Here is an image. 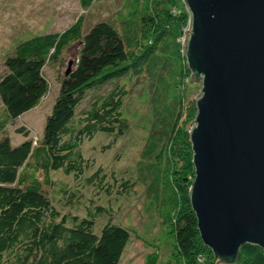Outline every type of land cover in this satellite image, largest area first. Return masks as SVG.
I'll use <instances>...</instances> for the list:
<instances>
[{
  "label": "trees",
  "instance_id": "1",
  "mask_svg": "<svg viewBox=\"0 0 264 264\" xmlns=\"http://www.w3.org/2000/svg\"><path fill=\"white\" fill-rule=\"evenodd\" d=\"M93 1L78 0L83 9ZM129 2L131 15H138L142 25L149 24L148 30L159 37L164 35L163 51L173 43L172 55L184 64L177 84L174 79L177 72L172 71L169 64L166 67L158 63L156 55L146 61L151 74H154L152 67L158 64L159 72L151 76L154 119L142 157L158 164L166 161L167 164L165 174L161 175L164 182L158 174L152 175L148 186L149 209L158 200L156 191L162 182L159 211L173 229L180 264H217L201 242L187 197L193 169L186 131L183 132L186 145L184 163L180 170L177 171L167 157L181 118L179 105L182 101L178 87L189 91L191 82L181 45L188 14L181 0H159L160 9L156 15L149 13V0ZM133 38L134 33L122 36L114 22L109 20L97 21L84 31L82 19L78 17L59 33L40 34L19 42L5 58V72L0 76L3 110L0 131L8 121H15L35 108L46 94L48 86L42 68L49 62H56L69 46H78L75 60L73 63L69 61L51 110L45 117L41 136L27 138L15 146L7 137L0 138V264L118 263L129 239L128 231L109 222L95 230L94 217L103 212L99 207L96 213L87 211L85 217L71 212L61 213L52 205L47 188L52 185L51 172L82 174L84 160L80 146L84 140H90L96 134L119 137L125 132L126 125L120 112L126 95L123 86L116 85L92 98L77 117L76 111L91 85L112 79L127 63V48ZM163 71L173 78L163 76ZM16 132L24 136L28 134L22 128ZM139 165L143 167V178L150 166L145 161ZM129 185V181L121 183L124 192ZM234 264H264L263 252L257 246L244 244L239 248Z\"/></svg>",
  "mask_w": 264,
  "mask_h": 264
},
{
  "label": "rangeland",
  "instance_id": "2",
  "mask_svg": "<svg viewBox=\"0 0 264 264\" xmlns=\"http://www.w3.org/2000/svg\"><path fill=\"white\" fill-rule=\"evenodd\" d=\"M129 1L94 0L88 8L83 9L78 0H0V76L5 72V58L11 55L19 42L40 34L59 33L78 17L82 19L84 31L97 21L109 20L114 22L122 36L134 33L133 43L127 48V63L116 71L112 79L91 85L76 111L77 117L92 98L116 85L123 86L126 95L120 112L126 125L125 132L119 137L96 134L90 140H84L80 146L84 160L82 174L75 176L65 175L62 171L51 172L52 185L47 188V194L52 205L61 213L71 212L85 217L89 210L96 213L97 207L103 209L102 213L94 217L95 230L108 222L125 228L129 239L117 264H180L173 229L160 215L158 204L160 187L165 180L161 175L165 174L166 161L158 164L146 160L142 157V151L147 145L154 119L151 99L153 73L149 72L146 61L156 55L158 63L166 67L169 64L171 70L177 72L173 75L177 84L182 77L183 63L172 55L173 43L163 51L164 35L159 37L148 30L149 24L145 27L142 25L138 15H131ZM149 3V13L156 15L160 9L159 0H149ZM77 49V44L69 46L56 62H49L42 68L48 86L46 94L35 108L15 121H8L0 131V138L7 137L15 146L27 138L41 136L45 117L51 110L59 83L69 61L73 63L75 60ZM152 68L154 76L159 72V64ZM161 73L173 78L170 73ZM199 88V82H190L189 91L185 87H178L183 104L179 105L181 118L167 156L177 171L184 163L186 145L183 132L187 134L193 125L194 99L199 95ZM2 112L0 104V116ZM18 128L26 131L27 136L17 133ZM143 161L149 163L150 167L141 178L143 167L139 163ZM154 173L158 174L162 182L156 191L158 200L149 209L148 186ZM124 181H129V191L124 192L121 188Z\"/></svg>",
  "mask_w": 264,
  "mask_h": 264
},
{
  "label": "water",
  "instance_id": "3",
  "mask_svg": "<svg viewBox=\"0 0 264 264\" xmlns=\"http://www.w3.org/2000/svg\"><path fill=\"white\" fill-rule=\"evenodd\" d=\"M181 1L182 57L200 83L187 197L214 263L234 264L244 244L264 255V0Z\"/></svg>",
  "mask_w": 264,
  "mask_h": 264
}]
</instances>
